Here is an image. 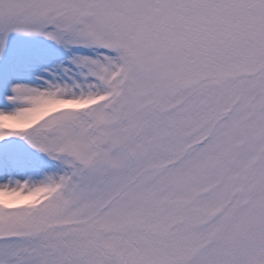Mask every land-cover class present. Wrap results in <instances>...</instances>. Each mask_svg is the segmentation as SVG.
Wrapping results in <instances>:
<instances>
[{"label": "snow or ice", "instance_id": "6c2138e0", "mask_svg": "<svg viewBox=\"0 0 264 264\" xmlns=\"http://www.w3.org/2000/svg\"><path fill=\"white\" fill-rule=\"evenodd\" d=\"M0 264H264V0H0Z\"/></svg>", "mask_w": 264, "mask_h": 264}]
</instances>
